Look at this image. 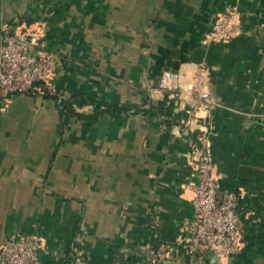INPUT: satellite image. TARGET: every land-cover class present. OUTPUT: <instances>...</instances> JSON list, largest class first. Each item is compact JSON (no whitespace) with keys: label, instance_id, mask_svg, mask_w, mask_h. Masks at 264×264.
<instances>
[{"label":"crops","instance_id":"0c3cea01","mask_svg":"<svg viewBox=\"0 0 264 264\" xmlns=\"http://www.w3.org/2000/svg\"><path fill=\"white\" fill-rule=\"evenodd\" d=\"M229 14L233 34L210 39ZM3 25L39 32L60 98L106 109L61 114L38 91L0 110V244L36 235L42 264H147L193 216L189 152L212 130L244 245L222 263L204 251L163 264H264V0H0ZM166 67L180 72L175 93L158 88Z\"/></svg>","mask_w":264,"mask_h":264},{"label":"built area","instance_id":"2783aa9c","mask_svg":"<svg viewBox=\"0 0 264 264\" xmlns=\"http://www.w3.org/2000/svg\"><path fill=\"white\" fill-rule=\"evenodd\" d=\"M233 32L232 14L223 15L213 22L210 39L226 40ZM56 67L57 56L41 41L38 31L16 32L3 25L0 29V110L6 109L15 95L32 92L37 82L52 88ZM196 78L192 89L208 101V93L200 89V75ZM180 79L179 71L166 67L158 88L175 93L180 88ZM211 146L212 130H201L189 152L196 177L192 186L193 216L186 221L180 239L147 248V264H163L182 253L193 256L204 251L222 263L242 249L245 239L237 196L221 190ZM0 264H42L39 238L31 234L10 235L0 244Z\"/></svg>","mask_w":264,"mask_h":264},{"label":"trees","instance_id":"16d2710c","mask_svg":"<svg viewBox=\"0 0 264 264\" xmlns=\"http://www.w3.org/2000/svg\"><path fill=\"white\" fill-rule=\"evenodd\" d=\"M35 85L36 86L32 90V92H30L28 94H38L39 89H41V92L44 95L54 97L56 99V101L58 102V106H59L61 114L69 113V114H73V115H80V113H78L75 110V106H84L86 104H95L96 108H98L97 109L98 115H99V113H101V111L106 109L105 105H103L99 102H95V101L83 96L82 94H74L68 98L67 97L66 98H60V95H58V93L56 91H54V89L48 87L43 82H37ZM1 104H2V100L0 99V106H1ZM102 106H105V107L102 108Z\"/></svg>","mask_w":264,"mask_h":264}]
</instances>
